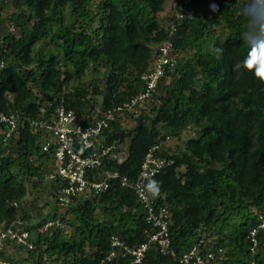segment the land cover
I'll use <instances>...</instances> for the list:
<instances>
[{"label": "trees", "instance_id": "trees-1", "mask_svg": "<svg viewBox=\"0 0 264 264\" xmlns=\"http://www.w3.org/2000/svg\"><path fill=\"white\" fill-rule=\"evenodd\" d=\"M166 2L0 0V111L18 117L7 142L0 124V229L20 220L33 244L5 240L2 262L129 264L127 249L148 241L146 210L119 179L104 193L59 203L65 182L49 178L52 135L32 123L60 106L84 123L129 102L145 90L142 76L153 72L158 48L171 42L177 64L153 98L138 116L116 113L105 131L104 142L119 149L103 159L102 170L134 183L148 151L161 144L155 155L169 164L146 186L169 211L173 251L180 256L202 242L224 250L220 264H250L249 235L264 220V0H175L170 15ZM189 131L183 147L164 143ZM44 191L49 198L31 223L24 202H38ZM51 198L56 207L45 212ZM55 220L61 225L42 230ZM114 238L122 246L112 248ZM257 238L254 259L264 264V232ZM9 245L24 257L7 258ZM144 262L181 264L156 244Z\"/></svg>", "mask_w": 264, "mask_h": 264}, {"label": "built area", "instance_id": "built-area-1", "mask_svg": "<svg viewBox=\"0 0 264 264\" xmlns=\"http://www.w3.org/2000/svg\"><path fill=\"white\" fill-rule=\"evenodd\" d=\"M177 17H181L180 14ZM1 46V42H0ZM157 57L153 72L144 74L142 81L145 90L120 106L107 110L103 117L96 116L92 120L83 119L77 112L66 110L63 106L58 107L55 113L49 118L34 121L32 124L38 130H45L52 135L51 144L54 145L55 171L49 178H59L65 182L58 197L59 203L64 206L68 204L72 196L86 194H101L110 187V181L119 179L122 186L132 187L137 193L138 199L146 210V222L150 225L151 234L147 242L134 249H127L131 255L129 264H145V256L151 244H156L160 253L177 257L181 264H220L224 254L222 248H204L202 242L194 245L182 255L177 256L171 248L169 237L170 214L165 206H157L148 189L147 181L158 174L162 168L169 163L157 158L155 152L161 148V144L153 146L147 153L140 167L137 180L129 183L127 177H122L118 172L102 170L103 159L108 156L116 158L119 146L114 142L107 145L104 142V133L108 131L111 124L116 120V113L133 114L138 116L144 104L153 98L159 79L167 69H172L177 64V57L173 53L171 42H166L158 48ZM4 66L0 62V69ZM0 124L7 128L4 142H7L17 130L18 117L15 114H6L0 111ZM170 137L164 143L170 142ZM51 144H46L44 150L48 151ZM260 225L251 230L249 238L252 243L250 253L253 256L250 264H259L254 256L257 253L258 238L261 231L264 232V220ZM24 223L20 220L10 223L0 229V252L4 249V241L10 239L18 246L33 248L30 242V233L23 228ZM59 220L47 222L42 230L52 226H60ZM122 246L117 238L112 240V248ZM116 256L112 250L108 259ZM0 263L9 264L8 262Z\"/></svg>", "mask_w": 264, "mask_h": 264}, {"label": "rangeland", "instance_id": "rangeland-1", "mask_svg": "<svg viewBox=\"0 0 264 264\" xmlns=\"http://www.w3.org/2000/svg\"><path fill=\"white\" fill-rule=\"evenodd\" d=\"M176 5H177V3L175 2V0H167V2H166V4H165V14H166V15H170V14H172L173 11H174L175 8H176ZM9 11H10V12L13 11V8L10 7V8H9ZM99 79H100V78H99ZM193 134H194V131H189V132L183 134L181 140H170V142H168V145H169L173 150H176V149L179 148V147H183V146H184V143H185V141H186V139H187L188 137L192 136ZM47 178H48L47 174H46V175L44 174L45 182L47 181ZM46 199H48V198H46ZM41 201H42V199L40 200V202H41ZM40 202H39V204H41ZM49 202H50V204H49L47 207H46V206H43L45 212H46V211L51 212V211H52L53 209H55V207H56V205L54 204V201H53L52 198L49 200ZM41 205H42V204H41ZM253 211H254V210H253ZM61 213H62V212H61ZM33 216H34V217L31 218V223H34V222L36 221V214H35V211H33ZM67 218H70V219H71V216H68ZM14 264H17V263H14Z\"/></svg>", "mask_w": 264, "mask_h": 264}, {"label": "crops", "instance_id": "crops-1", "mask_svg": "<svg viewBox=\"0 0 264 264\" xmlns=\"http://www.w3.org/2000/svg\"><path fill=\"white\" fill-rule=\"evenodd\" d=\"M45 192L46 191H44V193L42 192L41 194H39V196L41 197L39 198L38 202L35 201L34 198L29 196L24 202V205L27 208V210L35 211L39 207V202L41 199L42 201L40 203L43 204L44 202H46L48 200L46 198H49V197L47 195V192L46 193ZM6 255H7L6 256L7 258L21 260L24 257L25 253L19 248L9 245L6 248Z\"/></svg>", "mask_w": 264, "mask_h": 264}]
</instances>
